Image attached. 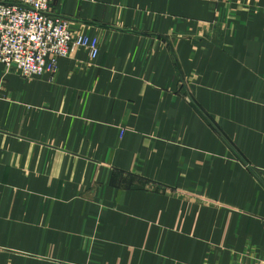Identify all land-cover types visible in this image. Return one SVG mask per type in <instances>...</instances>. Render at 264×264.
Wrapping results in <instances>:
<instances>
[{
  "label": "crops",
  "instance_id": "crops-1",
  "mask_svg": "<svg viewBox=\"0 0 264 264\" xmlns=\"http://www.w3.org/2000/svg\"><path fill=\"white\" fill-rule=\"evenodd\" d=\"M51 12L99 54L0 65V264L264 262V0Z\"/></svg>",
  "mask_w": 264,
  "mask_h": 264
},
{
  "label": "built area",
  "instance_id": "built-area-1",
  "mask_svg": "<svg viewBox=\"0 0 264 264\" xmlns=\"http://www.w3.org/2000/svg\"><path fill=\"white\" fill-rule=\"evenodd\" d=\"M51 2L0 0V65L6 70L32 79L55 74L58 60L75 50L98 58L99 39L73 34L69 22L51 12Z\"/></svg>",
  "mask_w": 264,
  "mask_h": 264
}]
</instances>
